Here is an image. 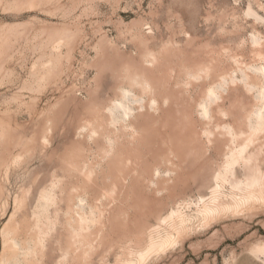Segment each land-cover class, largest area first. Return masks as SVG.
Wrapping results in <instances>:
<instances>
[{
	"label": "rangeland",
	"instance_id": "374dc122",
	"mask_svg": "<svg viewBox=\"0 0 264 264\" xmlns=\"http://www.w3.org/2000/svg\"><path fill=\"white\" fill-rule=\"evenodd\" d=\"M262 69L264 0H0V264H264Z\"/></svg>",
	"mask_w": 264,
	"mask_h": 264
},
{
	"label": "bare ground",
	"instance_id": "6f19581e",
	"mask_svg": "<svg viewBox=\"0 0 264 264\" xmlns=\"http://www.w3.org/2000/svg\"><path fill=\"white\" fill-rule=\"evenodd\" d=\"M262 75L264 76V69H262ZM263 99V98H262ZM258 115H260V114H258ZM260 117V116H259ZM263 117V116H262ZM261 118V117H260ZM259 119V118H258ZM40 199H42L43 201H45V202H47L48 200H49V198H48V194H42L41 195V197H40ZM39 203H41V202H39ZM47 207H46V205L44 204V205H42L41 207H40V209H41V211H42V213H45L46 211H47V209H46ZM212 211H210L209 209H204L203 210V212H202V214L203 215H205V216H208L210 213H211ZM184 222H185V219H183V218H179V223H181V224H184ZM2 236H3V239H4V241L6 240L5 239V237H6V235H5V232H4V230L2 231ZM5 243V242H4ZM171 243V238H165L164 240H162L161 242H159V243H153L151 246H150V250L149 251H147V252H145L142 256H141V259H144V258H146L147 257V255H148V252H150L151 250H153V248H159V249H162L163 247H165V246H167L168 244H170ZM5 248H3V253L5 252Z\"/></svg>",
	"mask_w": 264,
	"mask_h": 264
}]
</instances>
